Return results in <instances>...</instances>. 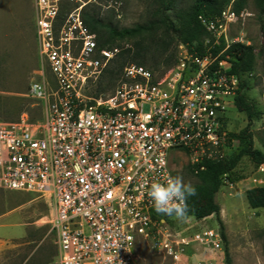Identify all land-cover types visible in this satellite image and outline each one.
<instances>
[{
  "label": "built area",
  "instance_id": "built-area-1",
  "mask_svg": "<svg viewBox=\"0 0 264 264\" xmlns=\"http://www.w3.org/2000/svg\"><path fill=\"white\" fill-rule=\"evenodd\" d=\"M233 1L217 16L199 15L202 51L181 43L160 74L127 62L102 96L89 86L129 42L99 46L83 17L98 0H34L40 64L25 95L40 113L0 120V189L45 200L57 249L50 264H137L140 237L168 264L184 263L194 246L221 249L219 229L174 233L147 188L175 177V157L197 175L228 155L227 111L241 81L229 49L249 43L229 35L244 16Z\"/></svg>",
  "mask_w": 264,
  "mask_h": 264
},
{
  "label": "rangeland",
  "instance_id": "rangeland-1",
  "mask_svg": "<svg viewBox=\"0 0 264 264\" xmlns=\"http://www.w3.org/2000/svg\"><path fill=\"white\" fill-rule=\"evenodd\" d=\"M193 0H177L174 7L166 11L175 23L179 14L187 10ZM157 0H98L85 9L97 11L105 22L118 28L156 20ZM244 16L231 24V37L243 36L254 47V66L250 72L241 74L245 95L255 104L259 113L253 118L250 129L254 146L264 151V13H260L256 0H247L238 11ZM34 0H0V120H14L23 111L33 118L40 113V106L25 95L28 83L35 77L34 70L40 64L35 38ZM150 44L149 59L143 64L155 74H160L175 64L179 45L183 42L161 27L147 37ZM130 47L133 39H124ZM170 43L161 54L157 44ZM172 58L166 62L167 56ZM120 59L108 67L120 64ZM174 61V62H173ZM156 62V63H155ZM47 71V70H46ZM48 74V71H47ZM121 78V73L109 81L105 71L89 86L96 95L112 93ZM99 88V91L96 89ZM229 132H238L248 120L235 105L228 108ZM237 145L234 139L229 151ZM185 156L173 158L175 177H182L186 184L198 183L199 177L191 173ZM248 156H243L230 174L223 178L219 190L214 194L220 206L218 215L204 218L186 215L183 220L169 216L168 227L176 234L211 227L222 230L225 239L221 249L194 246L182 264H225V250L232 264H264V212L249 206L245 191L264 184V173L259 171ZM49 206L39 195L21 190L0 189V264H50L56 253L55 238L47 223ZM137 264H168L155 253L151 239L139 238L136 245Z\"/></svg>",
  "mask_w": 264,
  "mask_h": 264
},
{
  "label": "trees",
  "instance_id": "trees-1",
  "mask_svg": "<svg viewBox=\"0 0 264 264\" xmlns=\"http://www.w3.org/2000/svg\"><path fill=\"white\" fill-rule=\"evenodd\" d=\"M177 0H157V19L149 23L136 24L132 27L118 28L112 22H105L98 15L97 11L92 13H83L84 20L88 27L96 32L98 44L101 47L112 46L127 42L124 39H133L131 47L122 49L119 54L111 61L120 59V64L113 68L107 66L104 70L109 75V81L119 75L123 66L127 62H135L143 65L149 59L150 44L146 42L147 37L152 36L161 27L165 32L173 34L181 42L187 44L191 49L203 50V40L207 36V31L199 19V15L217 16L226 4L231 0H193L187 10L179 14V21L173 22L166 11L172 9ZM247 0H234L233 6L236 11L241 10ZM260 13H264V0H256ZM164 45L157 44L161 48V54H164L170 43L163 42ZM229 52L232 56V70L238 74L250 72L254 66V47L251 44L234 43L230 46ZM166 62L172 58L167 56ZM174 61L176 58L174 57ZM173 61V62H174ZM156 63V62H155ZM244 80L241 79L238 91L234 98V104L239 111L247 115V124L238 132L228 133L229 144L232 140H237V145L233 151L228 153L222 159L207 160L205 168L196 175L199 182L191 184L196 189V195L187 200L189 216L204 218L211 214L218 215L220 206L215 201L214 194L219 190L223 178L228 176L232 169L238 164L243 156H248L250 160L259 165L264 163V151L254 146L253 133L250 129L253 118L259 113L255 104L245 95L243 89ZM99 91V88L96 89ZM34 119L33 117H31ZM192 173V168L188 166ZM246 200L250 207L261 208L264 212V185H256L245 191ZM167 219L169 216L158 214ZM222 238L225 235L221 230ZM225 264H232L231 257L225 250Z\"/></svg>",
  "mask_w": 264,
  "mask_h": 264
},
{
  "label": "clouds",
  "instance_id": "clouds-1",
  "mask_svg": "<svg viewBox=\"0 0 264 264\" xmlns=\"http://www.w3.org/2000/svg\"><path fill=\"white\" fill-rule=\"evenodd\" d=\"M147 195L158 214L183 220L189 210L187 200L196 195V189L180 176H169L164 183H152L147 188Z\"/></svg>",
  "mask_w": 264,
  "mask_h": 264
},
{
  "label": "crops",
  "instance_id": "crops-1",
  "mask_svg": "<svg viewBox=\"0 0 264 264\" xmlns=\"http://www.w3.org/2000/svg\"><path fill=\"white\" fill-rule=\"evenodd\" d=\"M3 245H4V243L0 241V248H1Z\"/></svg>",
  "mask_w": 264,
  "mask_h": 264
}]
</instances>
